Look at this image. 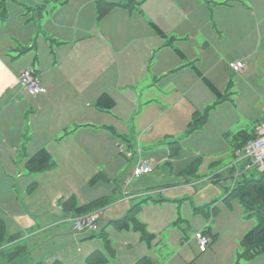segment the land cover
I'll use <instances>...</instances> for the list:
<instances>
[{"label":"rangeland","instance_id":"obj_1","mask_svg":"<svg viewBox=\"0 0 264 264\" xmlns=\"http://www.w3.org/2000/svg\"><path fill=\"white\" fill-rule=\"evenodd\" d=\"M112 1L105 0L107 3H114ZM130 1L121 2L126 5ZM237 1L233 2L232 8L214 5L212 2L203 3L212 13H201L198 20L199 27L204 30L208 40L206 46L201 42L202 49L197 47L200 40L197 34L195 41L190 44L188 41H182V44L174 42L175 47L191 50V59L184 60L180 69L185 76L182 82L184 84L180 83L184 89L174 91L175 85L169 82L174 74L158 76L160 78L156 80V72L161 65L155 56L145 59L141 70L137 74L133 73L134 63L131 61L137 53L135 43L139 40L142 29L136 28L134 22L128 23L127 20L130 19L129 13H133L132 18H139L138 4L130 5L129 8L116 6L121 14L125 13L123 17L121 14L119 16L122 20L118 26L119 37L115 41L114 38L111 40L113 42H110L109 48L104 32L100 29V33L96 34L99 31L96 28L94 33L89 32L94 38L78 42L71 51L74 43L64 44V39L61 42L52 41L61 28L56 27V20L50 16L51 11H57L55 18L65 21L70 14L76 13L72 6L64 8L65 5L56 0H17L22 5L11 0L21 10L14 6L12 16L7 9V19L0 20V33L9 35V42L3 45L14 44L12 38L16 34V27L13 24L16 25V20L30 17L33 20L24 25L30 32L35 30L33 42L26 43L27 46L31 45L28 52L12 53L15 56L14 70L20 69V64L28 67L37 61L45 63L52 53L61 55L71 52L67 63L61 70H57V75H67V82L73 89L83 91L89 105H93L104 91L114 95L118 103L113 113L107 115L109 111L100 110L96 105L72 108L70 101L69 116L63 128L68 124L72 126L58 136L63 145L56 152L57 156L53 157L55 167L48 172L33 174L22 167L24 179L18 180L19 186L15 191L18 204L12 203L11 207L16 211L30 213L29 217L32 212H45L55 220L60 218V214L70 216L62 211L61 200H67L71 196L76 197L78 205L101 197H106L110 202L105 208H101L100 226H106L98 230L87 228L82 232L75 231L74 219H67L62 221V230L65 232L63 238L56 237L47 246L54 248L57 245L59 248L61 244L69 245L68 251L72 257L85 264L87 255L95 249L104 252L113 264H133L142 257V250L158 264H264V255L252 260L240 259L243 253L242 239L258 224V217L249 216L238 198L225 201V192L229 186H233L235 180L231 169L235 168L234 175L237 179V169L245 162L235 166L240 158L232 147L234 136L242 130L252 132L260 126L259 122L264 123V0ZM24 5L32 9L28 10ZM43 5H46L44 10L41 7ZM95 6V22L101 24L109 14L99 19L98 3ZM250 8L253 9V14L249 11ZM21 14L26 16L21 17ZM64 14L68 16H63ZM107 18L112 19L114 16L109 15ZM35 20L38 28L43 25V31L39 32L34 26ZM196 29L191 26L189 32L193 33ZM63 30L67 32L64 27ZM147 32L151 33L150 30ZM147 32L145 37L149 40ZM18 39L24 44L22 38ZM167 40L160 38L157 45H162ZM171 42L169 40L168 43ZM126 44L127 48L124 49ZM15 45L20 47L22 44ZM102 52L105 55H101ZM159 58L167 63L171 61L165 50L159 54ZM239 60L244 61L247 68L237 73L231 68V63ZM10 61L13 62L9 59L6 63ZM189 61H193L191 64H195L227 95V100L216 104L218 98L198 79ZM178 63L181 62L178 60ZM117 69L126 70L128 75L123 78L124 73L119 75ZM166 77L167 82H160ZM76 94L83 95L78 94V91ZM59 96L66 105L67 97L63 94ZM78 102L81 106L82 101L78 99ZM196 111L208 114L207 123L188 134V124ZM91 113H97L96 118ZM84 115L91 117L93 122L90 125L96 128L100 126L101 132L107 131L105 127H109V135L99 133L98 138L95 135V138L87 140L77 138L81 134L78 132L82 127L78 126ZM49 116L51 114L45 112V108H39L33 116L30 112L28 120L31 122L32 118L34 122L31 125L27 120L24 133L32 132L28 127L30 125L36 132L37 129L40 131L37 132L36 143L42 141L40 133H49L53 128ZM94 127H89V132L95 130ZM70 136L75 140L76 144L73 145H77L73 150L79 148V152L66 147L71 142L68 139ZM173 142H179V147L171 144ZM171 149H176L174 155H171ZM143 161L150 162L153 172L133 177L134 168ZM192 163L198 164L196 176H191L186 171ZM99 173L105 175L91 183ZM14 177L18 178L13 175ZM27 180L26 188L22 189L21 185ZM34 182L40 184V187L34 192L29 191ZM5 194L0 191L2 197ZM134 206L139 210L138 220L147 225L149 233L156 235L151 246H148L146 240H141V232L135 231L133 226L129 230L120 231L105 219L106 216L112 220L119 219ZM2 210L0 208L1 216ZM102 228H105L106 234H101ZM204 229H211L213 234H218V238L206 251L201 252L195 236ZM22 234L24 237L27 235L24 232ZM31 254L33 251L28 250L19 259L8 262L21 264L22 260H29ZM67 255L62 257L67 258ZM64 258L63 262L67 261ZM0 263L3 264L1 259Z\"/></svg>","mask_w":264,"mask_h":264},{"label":"crops","instance_id":"obj_2","mask_svg":"<svg viewBox=\"0 0 264 264\" xmlns=\"http://www.w3.org/2000/svg\"><path fill=\"white\" fill-rule=\"evenodd\" d=\"M13 1H16L15 3L18 5H22L23 2V0L19 3H17V0ZM56 1H58L59 3L61 2V4L65 5L63 6L64 8H66V6H72L76 13L70 14L69 18L67 17L65 21H60L59 18L58 20L55 18L54 14H56L57 11H55L54 13H52L51 11V16L49 13V16L52 17V19L56 20V27L61 28V30L55 33L58 37L54 36V39H52L53 42H59V40L61 42L64 39V44L74 43L73 48H71L72 51L75 45L78 44V42H87L90 39L94 38V35H90L89 32L94 33L96 28L99 29V31H96V34L100 33L101 30L104 32L103 34L106 37L104 35L102 36H104V38L108 42L107 48H109L110 42H113L111 41L113 38L115 41L116 37H119L120 29L118 28V26L121 25L122 20L119 19L121 12H119L116 7L112 9V11L109 13V15H112V17L114 16V18H107L109 16L108 15L101 21V24H98L97 21L95 22L94 16L97 13L95 5L101 0H81V2H78L77 0ZM121 1L113 0L112 2L120 4L123 3ZM93 2L94 5H92ZM136 2L140 4V14L137 13V16L139 18H132L133 13H129L130 19L127 20L128 23L134 22L136 28L142 29V31L139 33V40H136L135 43L137 53L132 57L133 61H131L132 63H134V66L132 68L134 69L133 73L137 74L141 70L142 66L145 64V59L150 56H155L157 61L161 65V67L157 69L155 77L156 80H158V78L160 77L174 74L173 78L171 77L169 82L175 85L174 91H180L181 89H184L181 87V84H184L182 82L185 80V76L183 74V71L180 70L183 66L182 64L184 62V59H182L180 55L177 54L176 49L181 50L186 55L187 59L185 60L191 59V50L189 48L187 50L183 49L181 46L175 47L176 45L174 44V42L178 41L182 44V41H188L190 44L191 41H195L194 37L197 34L199 35L200 39L197 43V47L202 49L201 42H204L206 46L208 44V40L204 30L200 29V24L198 20L201 18V13H212V10L209 7L207 8L203 3L212 2L214 3V5H221L232 8L234 4L233 2L238 1L136 0ZM137 3L135 5H137ZM6 6V9H8L9 13L12 15V13L15 12L14 6L16 7V5H13L11 0H9ZM23 7L28 10L32 9L31 7H28L26 5H24ZM41 7L42 10H44V8H46V5H43ZM16 8L18 10H21L18 7ZM249 11H251L252 14L254 13L252 8H250ZM123 13L125 12H122L121 17H123ZM12 16L10 18H12ZM20 16L22 17L26 15L21 14ZM63 16H68V14H64ZM33 18L35 19V17ZM218 19L220 22V17ZM32 20L33 19H30V17L16 20V25L15 23L13 24L16 27V34L12 38L14 43H11L12 45L4 46L3 44L9 42V35H6V33H0V191L6 193L5 197H2V195H0V208L3 209V215L0 216L4 218L6 222L8 235L15 236L14 241H7L3 246L0 247V259L3 264H10L8 262L9 254L14 252L15 249L20 246V244L26 243L27 250H29V252L33 251V254H31L29 260H22L21 264H36L39 262H43L45 264H52L57 260L63 261L62 258L64 257L62 256H65L67 254V258H64L65 260H67L64 261L66 264H85L84 262L76 260L72 257V255L68 251L69 245L61 244L59 248L57 245H55L54 248H52L51 246H47L48 242H52L53 240H55L56 237L63 238L65 232L62 230V221H65L67 219L75 220L76 216L73 215V213H68L70 214V216L67 217H64L63 214H60V218L58 220H55L54 217H51L45 212H32V216L29 217L30 213L25 212L23 210L16 211L14 208L11 207L12 203L18 204V196L15 191L17 190V186H19L18 180L24 179V175H22V167L25 169V163L28 158H30L43 148L49 150L53 157L57 156L56 152L60 151L63 142L59 141L58 136L62 134V131L68 129L69 126H72L71 124H68L66 127L63 128L64 123L67 122L70 112L68 110L69 102H72V108H80L83 106L94 107L99 97L104 93H108L107 91L102 92L97 97L96 102L93 105H89V101L86 99V96L84 95L83 91L73 89L72 86L67 82V75H57V70H61L62 66L67 63L66 61H68L71 52L61 53V55H58V53L54 55L52 53L50 59L46 60L45 63L37 61V64L33 62L32 66L28 67H22V64H20L21 68L14 70L13 60L15 59V56L12 55V53L15 54L16 52L18 54H22L23 49L30 48L31 46H27L26 43L33 42V31L35 32V30H32V32H30L27 26L24 25V23H30ZM36 20L34 21V26L38 28L39 25ZM152 24L156 25L166 35V37L159 35L157 31L152 27ZM191 26L197 28L196 31L193 33L192 31L189 32ZM63 27L67 29V32L69 30V32H64ZM38 29L39 32L40 30L43 31V25L41 24L40 28ZM148 30H150L151 33L147 32ZM146 32L149 35V40L151 41L146 40ZM18 38H22L24 44L19 41ZM160 38H166L168 40L162 45H157L160 43L158 41ZM169 40H172V42L168 43ZM15 44L22 45H20L19 47ZM36 46H38V43ZM125 48H127V44L125 45L124 49ZM163 50L167 51V54L171 57V61L169 63L164 62L160 58L158 59L159 54L163 52ZM101 55L105 54L102 52ZM9 59L13 62L11 63L10 61L6 63V60ZM178 60L181 63L177 64ZM27 70L37 72L40 84L47 90L46 93L32 96L22 87L20 83V78L22 76V73ZM125 71L126 70L117 69V73L119 75H122L124 73L123 78L128 75ZM167 78L168 77H166V79L164 80H161L160 82H167ZM173 87L174 86H172V89ZM77 91L78 94L83 95L77 96ZM60 94H63L67 97L66 105H64V103L62 102L64 99L59 96ZM108 94L111 95L112 98L116 101V107L113 109L115 110L118 106L117 100L114 95L110 93ZM78 99L82 101L81 106L79 105ZM39 108H45V112H50V123L53 124V128L49 133H40L42 134V141L36 143V139L38 137L37 132L39 130L37 129L36 132V129L30 125H28V127L32 130L30 134L24 133V130L25 126L27 125L28 114L31 112L32 116L35 115ZM113 110L107 112V115H111L113 113ZM86 113L88 114L89 112ZM86 115L83 116L81 124L78 126L82 128L79 130L78 133L81 134H78L77 138L81 140H87L88 138H95V136L98 138L97 135H99V133H106L109 135L108 129H106L107 131L101 132L100 130L102 128H100V126H97L96 128L94 127V125H90V123L93 122V119L91 121V117H87ZM90 115L93 116V118H96L97 113H91ZM28 122H30V120H28ZM32 122L34 121L31 118V122L29 124L32 125ZM43 126L44 125L42 124V127ZM89 127H94L93 129L95 130H91V132H89ZM68 139H70L71 142L67 144L66 147L72 150L73 152H79V148L73 150V147H77V145H73V143H76L72 136L68 137ZM67 142L68 140H66L65 143ZM35 143L36 145H34ZM242 165L243 164L239 165V168H241ZM3 170L5 171V173ZM13 175L17 176L19 179L15 177L13 178ZM24 183V185H21L22 189L26 188L28 180ZM38 187H40V184L38 185ZM62 211L65 212L64 210ZM105 219L108 223L112 220V218L109 216H106ZM104 226L106 225L104 224L100 227ZM23 232L27 234L26 237H24V235L22 234ZM92 235L93 234H91V236ZM89 245H91V243H89ZM95 250L91 251L89 254H91ZM140 252L142 254V257L146 256L145 254H147V252L143 250ZM137 261H135L133 264H135Z\"/></svg>","mask_w":264,"mask_h":264},{"label":"trees","instance_id":"obj_3","mask_svg":"<svg viewBox=\"0 0 264 264\" xmlns=\"http://www.w3.org/2000/svg\"><path fill=\"white\" fill-rule=\"evenodd\" d=\"M6 1L0 0V20H5L8 17L7 9H6ZM136 0H131L128 4L123 5L124 3L116 4V3H107L104 0L98 2V12L99 19L107 16L112 9H114L117 5L125 6V8H129L130 5H135ZM138 4V3H137ZM140 5V4H138ZM152 27L157 31V33L163 37L166 35L154 24ZM30 48L23 49L22 54L27 52ZM176 52L182 59H187L186 55L179 49H176ZM191 64V63H190ZM194 72L196 73L198 79L208 88L210 91L218 98L216 104H219L225 100H227V95L223 94L219 88L204 75V73L195 65L191 64ZM32 71V70H31ZM36 75L37 72L33 71ZM38 77V75H37ZM39 80V78H38ZM40 82V81H39ZM96 107L103 111H111L116 107V101L112 98L108 93H104L99 97L96 102ZM208 120V114H201L199 111L194 112L193 119L188 124L187 133L191 134L194 131L201 129L206 125ZM259 124H263L259 122ZM258 124V125H259ZM108 129L109 127H105ZM113 132L116 134L114 129ZM257 137V128L252 132L247 130L240 131L237 135L234 136L232 141V147L234 149V153H237L240 150H243L249 141L255 139ZM171 144H176L179 147V142H173ZM178 149V148H177ZM176 150V149H175ZM175 150L171 149V155L175 154ZM145 162V161H143ZM142 162V163H143ZM149 162V161H148ZM150 163V162H149ZM56 165V162L49 152V150L43 148L38 151L36 154L28 158L25 163V169L29 173H44L51 171ZM140 165V164H139ZM137 165L134 170L139 166ZM197 163H192L189 168L186 170L187 173L191 174V176L197 175ZM153 169V168H152ZM232 177L235 178L233 186H229L225 192V201L230 202L231 198H238L245 210L248 212L249 216H257L258 224L249 230L242 239L241 245L243 248V253L240 255V259L244 260H252L257 256L264 255V171H253V172H241L239 175H234L235 168L231 169ZM153 172V170H152ZM151 172V173H152ZM150 173V174H151ZM251 173V174H250ZM104 176V173H99L92 180L91 183H95L97 179L101 176ZM148 175V174H147ZM144 176V175H143ZM134 177V171H133ZM141 177V176H140ZM38 188V183L34 182L30 185L29 191L34 192ZM110 202L106 197H101L93 200L92 202L78 205L76 197L71 196L67 200H61V208L67 213H73V215L78 217L86 216L88 214L101 211V208H105ZM139 206V205H137ZM137 206L131 207L128 213L123 217L115 220H111L110 224L114 225L116 230L125 231L129 230L131 226L134 227L135 231L141 232V240L147 241L148 246L156 239V235L149 233L147 229V225L140 222L137 218L138 208ZM100 219L97 222L98 229L100 227ZM97 229V230H98ZM101 234H106L105 228H102ZM82 232V231H81ZM203 233L210 238V244H213L218 238V234H213L212 230L204 229ZM15 240V236H9L7 232V225L4 218L0 217V247L3 246L7 241L12 242ZM145 241V242H146ZM109 242V240H108ZM202 252V251H201ZM28 250L26 246L20 245L18 246L14 252L10 253L8 259L13 262L24 254H27ZM113 254V251H111ZM36 264H45L43 262H39ZM52 264H66L63 261L57 260ZM86 264H113L109 260V257L100 250H95L91 254H89L86 258ZM135 264H158L153 258L150 256H144L140 258Z\"/></svg>","mask_w":264,"mask_h":264},{"label":"built area","instance_id":"obj_4","mask_svg":"<svg viewBox=\"0 0 264 264\" xmlns=\"http://www.w3.org/2000/svg\"><path fill=\"white\" fill-rule=\"evenodd\" d=\"M231 68L240 73L247 68V65L243 61H239L231 64ZM22 87L32 96L46 93V89L40 84L37 75L31 71H24L20 78ZM239 157V162L245 161L241 168L237 169V175L241 172H252V170L262 172L264 171V123L257 128V137L248 142L243 150L236 153ZM151 165L148 161L141 163L134 170V177H140L150 174L152 172ZM101 211H97L86 216L78 217L74 220V230L84 231L87 228L98 229L97 222L100 219ZM195 238L199 243L201 251H206L210 244V238L202 231L197 233Z\"/></svg>","mask_w":264,"mask_h":264}]
</instances>
